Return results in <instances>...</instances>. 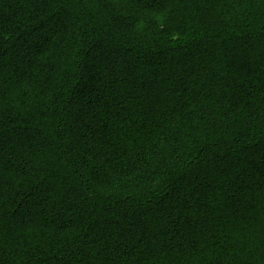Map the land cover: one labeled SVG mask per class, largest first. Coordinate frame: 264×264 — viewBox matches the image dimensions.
Segmentation results:
<instances>
[{
    "label": "trees",
    "instance_id": "16d2710c",
    "mask_svg": "<svg viewBox=\"0 0 264 264\" xmlns=\"http://www.w3.org/2000/svg\"><path fill=\"white\" fill-rule=\"evenodd\" d=\"M0 264H264V0H0Z\"/></svg>",
    "mask_w": 264,
    "mask_h": 264
}]
</instances>
